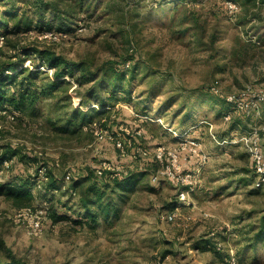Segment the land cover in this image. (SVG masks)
Returning a JSON list of instances; mask_svg holds the SVG:
<instances>
[{"label":"rangeland","instance_id":"obj_1","mask_svg":"<svg viewBox=\"0 0 264 264\" xmlns=\"http://www.w3.org/2000/svg\"><path fill=\"white\" fill-rule=\"evenodd\" d=\"M36 1L0 0V66L13 53L2 37L7 26L17 32L10 41L50 47L91 71L124 63L126 75L118 81L108 72L82 86L65 77L64 92L40 97L17 118L0 119V154L8 145L18 147L61 178L53 198H40L61 204L72 179L90 172L67 201L79 210V198L93 183L97 216L94 225L78 214L54 225L46 220L42 233L33 236L14 222L17 209L0 195L5 247L25 264H264V239L256 235L264 186H255L253 164L240 141L252 129H263L264 102L258 113L231 110V119H224L230 110L226 97L252 98L264 90V0H123L118 13H110L115 6L105 8L110 0H75L80 14L65 27ZM226 2L235 10L229 12ZM50 30L69 35L52 41L45 38ZM36 63L27 56L23 67ZM39 69L38 82L53 76V68ZM101 99L108 100L103 114L95 108ZM89 109L95 110L80 116ZM259 136L264 145V132ZM187 139L200 144L204 163L182 150ZM159 145L167 158L163 166L154 157ZM143 150L150 153L144 159ZM171 152L194 173L186 202L179 194L188 186L168 172ZM9 164L0 168V183L21 171L15 159ZM97 167L104 168L102 175ZM105 173L110 182H96ZM128 174L127 188L114 185L115 177Z\"/></svg>","mask_w":264,"mask_h":264},{"label":"trees","instance_id":"obj_2","mask_svg":"<svg viewBox=\"0 0 264 264\" xmlns=\"http://www.w3.org/2000/svg\"><path fill=\"white\" fill-rule=\"evenodd\" d=\"M80 1L82 2V0ZM245 1L248 2L250 0ZM36 3L41 9L43 7L44 10L50 11V14H52V16L61 23L60 27H65L66 25L70 26L75 22L74 19L76 16H79L80 14V7H78L80 2H77L76 6L75 0H65V2H62V0H37ZM110 5L116 7V11H110V13H118L123 10V0L107 1L105 8L111 10ZM55 31L65 32L64 30ZM10 35L17 36V32L13 29L9 30L6 26L2 37L4 38L6 46L9 47L10 51L13 53L9 56V61H5L0 66V112L5 110L14 118L22 115L26 109L33 106L40 99V97L52 95V93L56 91L64 92L61 84L65 77L74 78L78 85L82 86L83 84H92V82L94 84L96 81L103 80L108 76V72L111 73V76L115 77L118 81L123 80L126 75L124 63L120 65L113 62V64L98 67L95 71H91L83 62L67 59L64 56L57 54L50 47H42L37 43L21 45L16 41H10ZM27 56L36 57L37 63L34 64L33 67H23L24 60ZM41 66L53 68L54 73L51 78L43 77L40 79V82H38L37 78L41 73V70L39 69ZM76 73H78L77 76ZM93 88L94 85L87 89L85 93V96H87L88 99L89 96L91 97L94 93ZM224 100L231 110L233 105L226 99ZM107 102L108 100L101 99L95 105V108L100 111L99 113L103 114L104 112H107ZM109 102L113 101L109 100ZM94 110L95 109H89L87 114L82 112L79 114L80 116H84L85 119L86 116ZM72 118H74V116H72ZM0 119H6V115L0 114ZM11 159H15L16 165L21 167V171H14L12 174L8 175L6 181L4 180L0 183V195L4 197L12 208L20 209L23 207L38 206L43 203H47L48 224L54 225L59 221L68 220L71 218V214H78L81 218H83V221L85 220L91 225L95 224L97 216L92 211V207L95 206L96 203L95 200L90 198V192L95 188L93 183H89L85 187L84 195L79 198L77 202L80 206L79 210L72 209L71 205L67 201L70 200L71 196L76 194V188L79 187L82 182H85L86 179L88 180L91 177L90 172L84 176L83 180H80L82 177L73 178V184L68 187L67 193H64L67 199H65V201L61 204H58L57 201L55 205H52L50 199H47L48 201L41 199L39 195L40 193H44L48 196L51 195L53 198L55 192L60 191L59 183L62 181L61 178L47 168V180L44 182L42 187L37 190V177L34 173L27 172L23 165L29 164L30 166H37L41 164L45 165V163L32 153L20 150L18 147L8 145L0 154V168L4 161ZM183 169L185 172L193 173L185 167ZM139 172L143 173L145 171ZM131 178V174L115 177V179H113L114 185L122 188L123 190L130 185L129 181ZM96 182H102L104 184L110 182L108 174L105 173L104 176L100 178V180H96ZM73 221L76 222V224L82 223L81 219H73ZM256 235L257 237L264 239V216H262L260 227ZM201 249L205 250L204 247ZM0 264H25L23 260L16 257L5 247V243L1 238Z\"/></svg>","mask_w":264,"mask_h":264},{"label":"built area","instance_id":"obj_3","mask_svg":"<svg viewBox=\"0 0 264 264\" xmlns=\"http://www.w3.org/2000/svg\"><path fill=\"white\" fill-rule=\"evenodd\" d=\"M226 8L229 12H232L235 10L236 5L232 2H226ZM68 35L69 34L66 32L49 31L45 34V38H49L52 41H58L67 38ZM225 99L233 105L231 109L233 111H238L241 113H244L246 111V113H248L247 115L251 114V111L258 113L261 103L264 102V90L259 89L258 91L254 92L252 98H244L242 97V94H240L229 95ZM231 110L224 113V119L226 121H229L231 119ZM0 114H5L6 118L8 119H14V117L11 114H8L5 110L1 111ZM96 127L97 125L95 124L94 128ZM96 130L97 129H95V131ZM263 130L264 127L260 130L254 128L248 133L244 134V136L240 139V141H242V143L244 144L246 151L250 155L254 168V173L256 176L254 183L256 187L264 186V145L261 144V138L259 136L260 132H264ZM115 146H119V143L117 142ZM160 146L162 145H159L158 148L160 153L154 154V157L156 161L163 166L165 163H167V158L165 157L166 155L163 157L162 150H164V148H161ZM181 146L183 147L182 150H184L188 154L187 157H189L190 159H197L200 161V163H204L207 160L206 155H204V153L201 151L200 144L196 142L195 139H187L184 142H181ZM140 154L144 159V156H149L150 153H148L146 150H143V153ZM169 156L173 168H171L168 172L174 178L173 180L180 185L188 186L186 191L183 190L179 194L180 200L186 202L187 194L190 191H193L195 187L194 173L184 171L182 167L183 165L180 161L179 153L171 152L169 153ZM12 161L14 162V159L4 161L2 167L4 165L9 167V163H11ZM103 170L104 168L97 167V174L102 175ZM34 175L37 177L36 189L38 190L47 180V167L42 164L37 165ZM66 179H70V176L67 175ZM158 180V176L156 175L152 178L153 182H157ZM47 217V203H43L38 206H28L17 209L16 215L13 220L15 223L24 227V229H26L29 234L33 236H39L43 231L45 221L48 220ZM172 218L173 217L170 216V219Z\"/></svg>","mask_w":264,"mask_h":264},{"label":"crops","instance_id":"obj_4","mask_svg":"<svg viewBox=\"0 0 264 264\" xmlns=\"http://www.w3.org/2000/svg\"><path fill=\"white\" fill-rule=\"evenodd\" d=\"M32 167V166H31Z\"/></svg>","mask_w":264,"mask_h":264}]
</instances>
